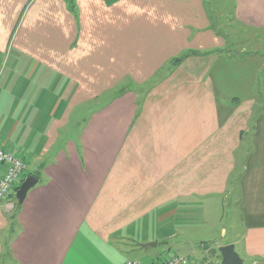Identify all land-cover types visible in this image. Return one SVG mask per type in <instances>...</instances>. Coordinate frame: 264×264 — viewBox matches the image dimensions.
<instances>
[{"label":"crops","instance_id":"obj_1","mask_svg":"<svg viewBox=\"0 0 264 264\" xmlns=\"http://www.w3.org/2000/svg\"><path fill=\"white\" fill-rule=\"evenodd\" d=\"M234 18L264 30V0H235ZM214 23L204 0H0V147L38 179L17 213L0 198V264H124L128 240L221 193L263 220L218 246L264 264V52L223 55ZM126 79L68 129L75 103Z\"/></svg>","mask_w":264,"mask_h":264},{"label":"rangeland","instance_id":"obj_2","mask_svg":"<svg viewBox=\"0 0 264 264\" xmlns=\"http://www.w3.org/2000/svg\"><path fill=\"white\" fill-rule=\"evenodd\" d=\"M234 5L235 0H204L205 9L213 16L214 25L227 38L228 47L226 50H230L224 51L223 55H232L237 59L241 55L264 52V30L251 29L238 22L234 18ZM168 64L167 62L158 70L154 76L155 79L160 74H168L171 68ZM183 69L184 72L176 70L172 76L190 75L194 69H197V66L187 65ZM59 85L61 86L58 90H61L64 85L55 84V87ZM148 85L145 83L141 87L146 88ZM122 86L136 88L138 85L126 79L113 87L101 89L99 97L90 98L80 104L75 103L69 116L70 125L68 129L76 130L79 122L81 125L84 124L91 113L110 101L117 89ZM255 121L256 119H253V121H249V124H255ZM247 135L248 131L245 132V136ZM248 152L246 138H244L235 150V158L244 161ZM240 166L241 164L236 168ZM197 198L199 200L192 206L194 207L192 211L187 210L182 213L181 216L179 215V219L178 216L168 218L166 224L161 226L153 219L154 225L149 229L153 230L154 238L152 241L146 242L152 243V245L142 247V242L139 243L138 240L133 241V239L128 240L127 245H125L130 249L127 256L138 259L143 264L160 263L175 254L185 255L187 248L191 247L199 250V253L202 251L199 254V263L196 264H208L209 262L215 264L213 260L217 254H220L218 244L239 237L246 228L257 226L263 220L260 219L263 213L259 209L248 207V196L221 193L197 196ZM183 214L185 218L182 217ZM172 219H177V221L174 223ZM222 229L227 232L226 237H223ZM244 263L248 264L249 262L244 260Z\"/></svg>","mask_w":264,"mask_h":264},{"label":"built area","instance_id":"obj_3","mask_svg":"<svg viewBox=\"0 0 264 264\" xmlns=\"http://www.w3.org/2000/svg\"><path fill=\"white\" fill-rule=\"evenodd\" d=\"M0 163L4 165L2 176L0 177V198L7 196L19 183L24 173L27 171V164L20 157L4 150L0 147ZM10 208L13 207L11 203ZM124 264H143L138 259H127ZM162 264H191L190 258L184 255H173Z\"/></svg>","mask_w":264,"mask_h":264},{"label":"water","instance_id":"obj_4","mask_svg":"<svg viewBox=\"0 0 264 264\" xmlns=\"http://www.w3.org/2000/svg\"><path fill=\"white\" fill-rule=\"evenodd\" d=\"M38 179L35 175L29 174L23 178L20 182L18 189L14 192V200L17 204H22L24 201L27 192L35 186ZM157 244V242H154ZM142 247H148L152 245V243H143ZM218 251L220 253V261L218 264H245L243 259L235 250L233 243H226L218 247Z\"/></svg>","mask_w":264,"mask_h":264},{"label":"trees","instance_id":"obj_5","mask_svg":"<svg viewBox=\"0 0 264 264\" xmlns=\"http://www.w3.org/2000/svg\"><path fill=\"white\" fill-rule=\"evenodd\" d=\"M188 55H189L188 53H186V54H181L180 56L173 58V59L171 60V63H172L173 65H177L178 63H180V62L182 61L183 58H185V57L188 56ZM29 174H33V175H35V174L32 173V172H30V173L25 172L24 175L22 176L21 180L19 181V183L14 187V189H13L14 192H15V190L18 189V186H19L20 182L23 180V178H24L25 176L29 175ZM35 176L37 177V175H35ZM15 203H16V202H15ZM20 208H21V204H17V203H16V204H15V212L17 213L18 210H20ZM12 218H14V216H13ZM219 256H220V254H219Z\"/></svg>","mask_w":264,"mask_h":264}]
</instances>
